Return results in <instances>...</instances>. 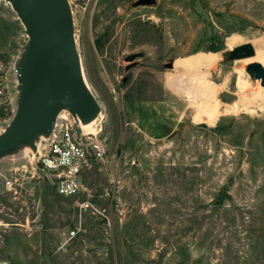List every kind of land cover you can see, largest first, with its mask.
Wrapping results in <instances>:
<instances>
[{
	"label": "rangeland",
	"instance_id": "374dc122",
	"mask_svg": "<svg viewBox=\"0 0 264 264\" xmlns=\"http://www.w3.org/2000/svg\"><path fill=\"white\" fill-rule=\"evenodd\" d=\"M136 1L68 0L106 155L84 171L76 198L32 177L30 149L0 158V174L26 170L21 192L0 177V264H264V88L245 72L255 55L224 57L250 44L264 67V0ZM26 43L0 0V57L12 70ZM210 52L217 62L179 65ZM194 73L204 81L190 87L206 84L211 99L167 85ZM9 95L0 134L16 111L12 73Z\"/></svg>",
	"mask_w": 264,
	"mask_h": 264
},
{
	"label": "water",
	"instance_id": "95a60500",
	"mask_svg": "<svg viewBox=\"0 0 264 264\" xmlns=\"http://www.w3.org/2000/svg\"><path fill=\"white\" fill-rule=\"evenodd\" d=\"M15 12L27 36L22 56L16 64L17 105L6 129L0 134V158L21 146L35 150L39 136L52 130L57 114L67 110L82 124L95 119L100 107L82 76L74 39L73 20L68 0H4ZM154 0H138L134 7L150 6ZM255 55L250 44L224 54L227 61ZM141 52L124 57L132 63ZM245 72L264 88V67L249 63Z\"/></svg>",
	"mask_w": 264,
	"mask_h": 264
},
{
	"label": "built area",
	"instance_id": "2783aa9c",
	"mask_svg": "<svg viewBox=\"0 0 264 264\" xmlns=\"http://www.w3.org/2000/svg\"><path fill=\"white\" fill-rule=\"evenodd\" d=\"M10 73L15 78L17 93L16 67H10L5 59L0 57V106L11 107L13 99L9 95ZM100 111L97 115L94 132L89 133L82 127L79 118L67 110H61L54 121L52 130L47 136H40L34 142L35 150H31L29 164L32 177L37 172L47 176L56 194L63 198H76L83 190L82 175L90 163L103 161L106 155L104 141L100 137L102 127ZM22 166L10 168L0 174L4 187L13 193L25 190V172ZM76 232L70 231L67 240L70 241ZM67 250V241L60 246Z\"/></svg>",
	"mask_w": 264,
	"mask_h": 264
},
{
	"label": "bare ground",
	"instance_id": "6f19581e",
	"mask_svg": "<svg viewBox=\"0 0 264 264\" xmlns=\"http://www.w3.org/2000/svg\"><path fill=\"white\" fill-rule=\"evenodd\" d=\"M233 49V48H232ZM259 53V52H258ZM257 52H255V56L253 58H251L252 61L254 62H258L260 61V59L262 58L260 56V53L258 54ZM192 59V60H190ZM189 60H185V59H182L180 62H179V65H182V68L183 66H186V65H192V66H195V67H200L201 65L204 64V61H205V64H207V62H214L216 61L218 58L217 56L214 54V53H206L203 55L202 54H198L196 56H194L193 58H190ZM248 59V58H246ZM217 62V61H216ZM178 63V62H177ZM188 67V66H187ZM190 68V67H189ZM188 68V69H189ZM194 68V67H192ZM198 69V68H197ZM82 71V69H81ZM198 72V71H197ZM82 76H83V73H82ZM84 78V77H83ZM85 81V80H84ZM168 81V80H167ZM192 81H195L200 83L201 81H204V75L203 74H198V73H194L192 74L191 76L187 77L186 76H181V77H172L171 79H169V82H168V87L174 91L175 93L179 94V95H182L186 98H188L190 101L194 100L195 98H202V97H206L207 99H211V97H207V88L206 87V84L203 85L205 87H202V88H199V87H190L191 85V82ZM208 81V80H207ZM256 83V81H254ZM86 83V82H85ZM87 85V83H86ZM199 85V84H198ZM88 86V85H87ZM202 86V84H201ZM89 88V87H88ZM90 90V88H89ZM207 101V100H206ZM205 101V102H206ZM209 102V101H208ZM234 102V101H233ZM236 102V101H235ZM207 103V102H206ZM210 103V102H209ZM207 105H209L207 103ZM211 106V105H210ZM209 106V107H210ZM15 107V106H14ZM214 107V106H213ZM193 108V107H192ZM216 108V107H215ZM16 109V108H15ZM217 111V110H216ZM214 114L212 116L215 115V110L213 111ZM200 113V112H199ZM210 116V115H208ZM100 117V116H99ZM204 117V116H203ZM199 118V117H198ZM211 117H209L210 119ZM215 118V117H214ZM207 119V118H206ZM212 119V118H211ZM210 119V120H211ZM199 120V119H198ZM201 120V119H200ZM203 120V119H202ZM205 120V119H204ZM96 122V119H93L92 121L88 122V123H85V124H82V127L84 129H86L89 133H93V130L92 127L93 125L95 124ZM204 122V121H203ZM40 137V136H39ZM39 137L36 138V142L38 141ZM20 148H27V149H30V151L32 150L30 147L28 146H21ZM28 151V150H26Z\"/></svg>",
	"mask_w": 264,
	"mask_h": 264
}]
</instances>
